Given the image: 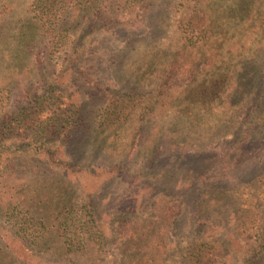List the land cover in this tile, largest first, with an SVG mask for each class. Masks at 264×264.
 Here are the masks:
<instances>
[{"label": "rangeland", "instance_id": "obj_1", "mask_svg": "<svg viewBox=\"0 0 264 264\" xmlns=\"http://www.w3.org/2000/svg\"><path fill=\"white\" fill-rule=\"evenodd\" d=\"M82 1L44 0L58 31L31 40L41 6L0 0V240L50 232L37 222L55 218L74 236L85 216L106 252L136 237L142 264H243L264 221V79L249 91L238 75L231 95L234 65L170 51L179 0H149L144 25L139 6L124 11L121 26L108 0L97 24ZM31 140L68 165L21 153Z\"/></svg>", "mask_w": 264, "mask_h": 264}, {"label": "trees", "instance_id": "obj_2", "mask_svg": "<svg viewBox=\"0 0 264 264\" xmlns=\"http://www.w3.org/2000/svg\"><path fill=\"white\" fill-rule=\"evenodd\" d=\"M35 1L41 8L29 22L30 27L36 28L35 31H32L31 40L46 36L48 31L56 34L58 31L56 27L60 23L57 17H54L53 23H49L48 20L50 19H47L49 17L45 12L46 2L44 3V0ZM106 2L116 7L115 17L111 16L108 22L119 24L122 21H118V16L124 11L139 6L138 11H141L142 14L138 15L140 19L138 24L144 25V13L149 7V0H108ZM103 3H105L104 0H83L76 10L80 13H87L90 10L93 12V24L101 23L104 15L109 12ZM177 4L179 8L172 14L171 18L174 28L171 36L167 38V46L170 45V51L177 54L186 53L195 57L192 60H196V56L201 60L207 56L208 60L211 58L223 59L226 60L224 64L234 65L237 76L229 87L231 95L238 90L236 80L243 77L247 81V90L250 89L249 91L260 85L264 79V0H179ZM78 18V16H72L70 19L75 22ZM214 19H217L219 25H214ZM46 21L47 27H45ZM104 25L106 23L101 24L102 29L105 28ZM119 25H124V23ZM66 32L68 33V29ZM228 69L231 71L229 67ZM228 69L226 73H228ZM244 72L245 74H243ZM238 75H243V77ZM193 81L194 79H191L189 83ZM261 85L264 88V82ZM248 143L254 144L253 140H249L247 136L241 145L248 147ZM100 147L105 150L107 148L103 143ZM257 148L260 149V147ZM18 150L21 153L33 151L37 154H45L49 162L56 160L57 163L68 165L63 159H54L56 150L47 143H37L32 140L24 141L19 143ZM21 203H16L12 210L22 208L24 205ZM82 217L85 220L84 227H79V234L74 236L67 237L59 234L57 218L47 224L42 222L43 220H39L37 224L42 230L48 226L52 232L31 234L32 239H29L22 232L19 233V231L13 234L9 233L11 237H8V240L19 247L15 250V248L10 247L9 241L0 240V264H40L41 262L45 264H77L78 256H86L88 261L95 260L97 257L100 261L102 258L104 264H142L138 260L141 258L140 255L134 250L136 237L124 239V243L133 245L127 253L112 254L106 252L102 247L109 245L107 236L101 229H97L98 226L89 227L85 216ZM256 221L260 224L254 226V245L250 249L251 251L247 252L243 264H253L256 260L264 257V221L261 219H256ZM18 229L20 230V227Z\"/></svg>", "mask_w": 264, "mask_h": 264}]
</instances>
